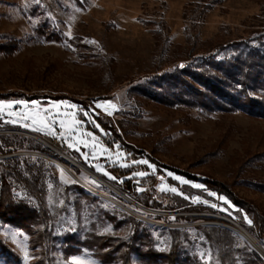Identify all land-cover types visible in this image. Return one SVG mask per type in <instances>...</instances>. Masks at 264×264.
Returning a JSON list of instances; mask_svg holds the SVG:
<instances>
[{"label":"rangeland","instance_id":"374dc122","mask_svg":"<svg viewBox=\"0 0 264 264\" xmlns=\"http://www.w3.org/2000/svg\"><path fill=\"white\" fill-rule=\"evenodd\" d=\"M252 47L264 50V0H0V98L61 97L32 106L0 103V161L16 157L40 165L47 222H40L38 201L25 188L12 182L13 193L34 214L32 234L44 226L49 233L36 242L23 227L0 221V243L10 252L0 251V264H33L41 256L42 264H122L118 254L99 259L87 242L90 236L128 239L130 216L146 230L139 229L131 264H168L142 250L165 255L173 232L179 241L174 264H219L201 226L228 229L235 248L241 252L246 245L264 264V255L236 227L264 246V117L227 109L231 103L218 108L213 100L222 99L214 91L204 97L206 107L193 103L198 83L176 89L175 99L173 87L165 90L154 78L178 66L190 79L209 67H202L201 56L230 64ZM72 99L103 103L112 148L79 127L76 112L65 109ZM121 144L134 157L221 184L261 221L247 225L240 213H222L216 193H201L180 174L169 179V170L155 172L151 183L139 175L140 184L131 182L125 191L98 162L131 159L119 155ZM89 149L94 170L82 162ZM137 168L144 173L143 166ZM240 252L234 253L237 264H247Z\"/></svg>","mask_w":264,"mask_h":264},{"label":"trees","instance_id":"16d2710c","mask_svg":"<svg viewBox=\"0 0 264 264\" xmlns=\"http://www.w3.org/2000/svg\"><path fill=\"white\" fill-rule=\"evenodd\" d=\"M51 37L52 36L49 38ZM53 39L58 41L60 40L56 36H54ZM201 57L203 58L202 61L204 64L202 67L205 65H209V67L199 68L200 71L195 70L193 75L190 76V79L185 78V68L178 66L174 67L172 71L165 70L160 74H155L156 76H154V78L161 80V82L163 81V83L168 86L165 87V90H167L169 85H171L170 87H173L174 89L172 91H174L173 97L175 99L180 96L178 90L176 91V89H179L181 86L187 87L188 85L190 88H192L198 83L201 84V88L197 93H195L197 99L194 100L193 103H199L201 106L206 105V100H208V98L204 97L207 95V93H209V91H214L216 100L217 98L222 99L221 101L213 100L214 104H217L216 106L218 108L227 107V103H231V106L227 109H242L253 115L255 114L264 117V50H258L257 47L249 48L248 52L244 56H240V58L236 59V62H231L230 64L222 62L217 63L213 61V56H211V54ZM198 67L199 66H195L194 68ZM201 69H204V71H201ZM217 71H220L218 74L219 77L216 75ZM171 75L174 76L172 77ZM159 87L163 88L162 85ZM167 94H170L169 90L167 91ZM7 97H9V94H2L0 103L7 104L10 101H15L16 104L21 107L23 104L32 106L38 100L51 101L55 103L61 101V97L48 94H39L36 96L29 95L23 97L22 99L15 98L5 102V98ZM198 99H201L202 102H199ZM102 104L103 103L98 100L92 101L90 104H86L81 100L72 99L65 103V109L69 112H76L77 121L79 122L80 128L90 131L95 136L100 138L102 141L101 145L103 147L112 148L114 145V142L111 141L113 136L111 129L112 125L107 119V116H105L106 112ZM73 105L75 106L74 108L72 107ZM97 105H102V107H98ZM111 132L112 136L110 135ZM63 142L66 144V141L63 140ZM116 149L120 156H123L124 154H131L132 158L129 160L125 159L123 163H117L102 157L98 160V162L105 168L107 172H109L111 176L114 177V182L122 187L125 191L131 188V182L133 179L140 177L138 174V166L144 167V178L147 179L149 183L155 179V172H165L169 170V179L171 175L180 174L197 183L200 186V189L196 190L201 191V193L208 195H211V192L216 193L217 198L221 202L220 205H217L218 209H220V206H222L225 210L223 212L219 210L222 213L232 218H235L234 215L236 213H240L243 222L247 225H250L247 222L248 220H251L252 223L254 220L255 222L258 221L259 223V221L262 219V217L256 212H250L252 208L247 202H242L240 199L236 198L233 194H231V192L225 190L219 183L216 185V183H211L210 181L208 182L206 180L197 181L194 178H191L190 176H187L186 174L178 172L172 168H167L162 165H155V163L148 158L145 160L144 158L134 157L135 153L130 148L122 144L118 145ZM78 155L80 157V154ZM92 160H94V158H92L91 149H89L88 157L86 160H82V162L94 170ZM141 161H147V163H142ZM12 182L19 184V187L21 188H25L29 194L37 199L39 205L38 213H40L41 219L40 222L44 221L46 223L47 217L44 208L46 188L43 180L42 168L40 165L37 166L24 160L20 161L16 157H9L0 161V221L16 224L20 227H23L27 232H31L32 234L30 227L34 224V214L30 215L29 205L27 203L18 200L15 197L13 193V188L15 186ZM189 195H191V193H189ZM249 213H252V215H249ZM245 217H247V219H245ZM130 218L132 220H130L132 222V230L128 234V239L123 240L119 238H100L99 236L97 238L90 236V239L87 242V247L91 249L93 254L99 259L109 261L111 257H113L115 254H118V257L122 260V264H131L129 255L132 253V251L134 252L133 244L135 243V240L141 239L140 236H138L139 229L142 228L141 230L144 232H146V230L144 227H141L142 224L139 221L131 216ZM200 228L203 229L214 251L217 252L218 258L220 260L219 264H237V258L234 253L240 252V250L239 248L234 247V238L228 229L214 226H201ZM173 236L172 245L165 255L158 254L157 256L150 249L146 251L142 250V253L145 252V255H148V257L154 259L156 257L160 260L166 258L168 264H174L178 257L179 241L176 237V232H173ZM48 237L49 233L46 226H44L38 234L30 235V240L33 239L36 242H43V240ZM149 245L150 242L147 244V246ZM245 246L240 248L243 249V251L240 252L243 257L242 259H244L247 264H260L254 253L248 252ZM0 248L1 253H5L6 255L10 253L5 246L1 245V243ZM137 252L138 254L141 253L140 250ZM11 255L13 254L11 253ZM9 259L10 258L7 260ZM42 260L43 257L41 256L40 262ZM40 262L37 261L33 264H42ZM185 264H198V262L191 260Z\"/></svg>","mask_w":264,"mask_h":264},{"label":"bare ground","instance_id":"6f19581e","mask_svg":"<svg viewBox=\"0 0 264 264\" xmlns=\"http://www.w3.org/2000/svg\"><path fill=\"white\" fill-rule=\"evenodd\" d=\"M55 143H51V144L54 146L55 149H60L59 147L60 145L58 146V143L57 142ZM236 227H237V230L256 248V250L264 255V246L261 243H259L253 236H251L245 229L238 227V226Z\"/></svg>","mask_w":264,"mask_h":264},{"label":"snow or ice","instance_id":"6c2138e0","mask_svg":"<svg viewBox=\"0 0 264 264\" xmlns=\"http://www.w3.org/2000/svg\"><path fill=\"white\" fill-rule=\"evenodd\" d=\"M37 2H38V0H37ZM93 43H95L94 41H93ZM98 107H102V105H97ZM73 108L75 107L74 105L72 106ZM70 147H71V145H69ZM142 163H147V161H141ZM139 175H144V173H139ZM197 187H199V185H197ZM172 191H175V189H172ZM245 219H247V217H245ZM249 224H251L252 223V221L251 220H248L247 221ZM25 258L27 259V253H25Z\"/></svg>","mask_w":264,"mask_h":264},{"label":"built area","instance_id":"2783aa9c","mask_svg":"<svg viewBox=\"0 0 264 264\" xmlns=\"http://www.w3.org/2000/svg\"><path fill=\"white\" fill-rule=\"evenodd\" d=\"M132 184H133L135 187H137V186L140 184L139 179H133V180H132Z\"/></svg>","mask_w":264,"mask_h":264},{"label":"water","instance_id":"95a60500","mask_svg":"<svg viewBox=\"0 0 264 264\" xmlns=\"http://www.w3.org/2000/svg\"><path fill=\"white\" fill-rule=\"evenodd\" d=\"M47 138H48L49 140L51 139V137H50V136H48ZM80 184H82V183L80 182Z\"/></svg>","mask_w":264,"mask_h":264}]
</instances>
